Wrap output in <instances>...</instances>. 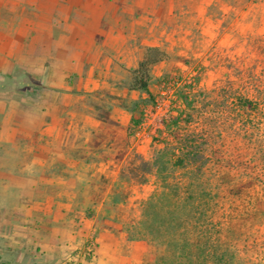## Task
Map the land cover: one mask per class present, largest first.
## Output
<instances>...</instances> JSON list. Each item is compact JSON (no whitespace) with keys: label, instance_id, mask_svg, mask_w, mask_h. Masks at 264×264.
Returning a JSON list of instances; mask_svg holds the SVG:
<instances>
[{"label":"crops","instance_id":"0c3cea01","mask_svg":"<svg viewBox=\"0 0 264 264\" xmlns=\"http://www.w3.org/2000/svg\"><path fill=\"white\" fill-rule=\"evenodd\" d=\"M129 1L0 0V264H70L90 236L96 257L79 264L141 262L87 212L104 199L79 198L105 172L82 153L111 141L92 143L112 128L98 107L129 132L154 96L123 82L143 56Z\"/></svg>","mask_w":264,"mask_h":264},{"label":"rangeland","instance_id":"374dc122","mask_svg":"<svg viewBox=\"0 0 264 264\" xmlns=\"http://www.w3.org/2000/svg\"><path fill=\"white\" fill-rule=\"evenodd\" d=\"M129 6L135 12L125 19L139 51L157 45L169 57L152 67L153 99L135 102L141 105L130 131L109 124L103 138H92L97 145L111 138L107 145L83 149L105 172L79 198L90 205L104 199L89 214L98 213V226L122 237L125 252L144 264L147 246L137 229L145 199L161 197L172 207L197 191L223 221L234 206L244 210L228 191L256 155L244 145V124L252 120L243 119L236 98L246 92L245 80L264 78V0H130ZM131 81L129 73L123 82ZM164 215L162 209L158 216ZM255 229L250 225L249 233Z\"/></svg>","mask_w":264,"mask_h":264},{"label":"trees","instance_id":"16d2710c","mask_svg":"<svg viewBox=\"0 0 264 264\" xmlns=\"http://www.w3.org/2000/svg\"><path fill=\"white\" fill-rule=\"evenodd\" d=\"M168 57L160 46H145L138 66L130 69L129 88L150 92L152 67ZM245 82L246 92L237 96L236 104L243 119L252 120L244 124V145L249 147L250 143L256 156L246 167L251 170L246 169L228 191L233 199L244 201V210L234 206L227 213L232 221H223L214 217L197 191H190L185 198L180 196L172 207H165L161 197L145 199L137 229L138 238L147 246L141 257L144 264H264V78L259 75L254 81ZM98 108V115L105 122L120 127L107 109L101 105ZM96 135L103 138L101 132ZM162 209L166 215L161 218L158 215ZM86 210L89 212L90 208ZM234 218L241 221H233ZM250 225L256 226L255 232L249 233Z\"/></svg>","mask_w":264,"mask_h":264},{"label":"built area","instance_id":"2783aa9c","mask_svg":"<svg viewBox=\"0 0 264 264\" xmlns=\"http://www.w3.org/2000/svg\"><path fill=\"white\" fill-rule=\"evenodd\" d=\"M147 126V122H142L137 128L136 134L139 135L141 132H144ZM97 248V239L93 236L88 237L86 242L77 249L76 253H74L73 257L70 259V264H79L81 259L95 258L97 254Z\"/></svg>","mask_w":264,"mask_h":264}]
</instances>
